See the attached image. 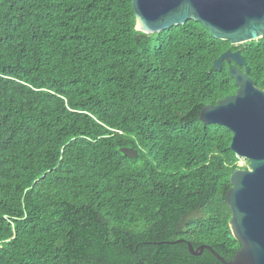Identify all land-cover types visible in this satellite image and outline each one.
Listing matches in <instances>:
<instances>
[{"label":"trees","instance_id":"obj_1","mask_svg":"<svg viewBox=\"0 0 264 264\" xmlns=\"http://www.w3.org/2000/svg\"><path fill=\"white\" fill-rule=\"evenodd\" d=\"M227 49L264 90V37L194 19L145 33L132 0H0V264H224L161 242L178 239L233 258L226 193L245 166L200 119L237 91L214 67Z\"/></svg>","mask_w":264,"mask_h":264},{"label":"water","instance_id":"obj_2","mask_svg":"<svg viewBox=\"0 0 264 264\" xmlns=\"http://www.w3.org/2000/svg\"><path fill=\"white\" fill-rule=\"evenodd\" d=\"M136 29L160 32L189 19L202 23L214 37L241 44L264 37V0H132ZM229 64L237 91L207 104L200 112L204 123L227 126L233 133L230 147L248 167H237L230 175L226 201L231 209L229 225L241 247L230 260L212 245L195 247L185 239L194 255L209 249L224 264H264V90L249 75L250 67L239 50L227 49L214 60L216 70ZM240 66H243L241 68ZM126 155L137 149L124 147Z\"/></svg>","mask_w":264,"mask_h":264},{"label":"rangeland","instance_id":"obj_3","mask_svg":"<svg viewBox=\"0 0 264 264\" xmlns=\"http://www.w3.org/2000/svg\"><path fill=\"white\" fill-rule=\"evenodd\" d=\"M240 162H241V164L244 165L245 167H248V165H249L248 161H247L246 159H244V158H240Z\"/></svg>","mask_w":264,"mask_h":264},{"label":"bare ground","instance_id":"obj_4","mask_svg":"<svg viewBox=\"0 0 264 264\" xmlns=\"http://www.w3.org/2000/svg\"><path fill=\"white\" fill-rule=\"evenodd\" d=\"M239 158H241V157H239ZM247 160V159H246ZM248 161V160H247ZM249 163V162H248Z\"/></svg>","mask_w":264,"mask_h":264}]
</instances>
